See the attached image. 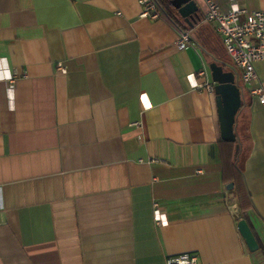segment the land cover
Masks as SVG:
<instances>
[{
	"label": "crops",
	"instance_id": "1",
	"mask_svg": "<svg viewBox=\"0 0 264 264\" xmlns=\"http://www.w3.org/2000/svg\"><path fill=\"white\" fill-rule=\"evenodd\" d=\"M195 1L189 26L171 3L174 22L160 8L140 16L138 0H0V71L14 76L12 87L0 77V264H166L180 253L264 264V105L251 93L264 88V61L242 85L235 125L250 251L222 179L214 90L194 86L212 83L210 62L231 67ZM214 1L225 11L231 0Z\"/></svg>",
	"mask_w": 264,
	"mask_h": 264
},
{
	"label": "built area",
	"instance_id": "2",
	"mask_svg": "<svg viewBox=\"0 0 264 264\" xmlns=\"http://www.w3.org/2000/svg\"><path fill=\"white\" fill-rule=\"evenodd\" d=\"M142 9L140 16L158 18L159 10L154 0H138ZM203 18L210 23L220 36L230 67L240 87L250 84L256 79L254 61H264V6L257 9L240 7L236 0H231L227 10H221L214 0L204 1ZM190 41L186 30L181 31L177 44L183 47ZM56 69L61 73L66 72L63 62L56 63ZM198 76L204 77L205 70H199ZM0 77L6 81L9 87L14 84V76L8 69L0 71ZM194 77V76H193ZM194 86L204 87L213 91V83L194 80ZM251 93L258 96L260 103L264 105V88L261 85L251 89ZM133 124L139 125L140 121ZM156 159L151 158L150 161ZM153 219L157 224L167 221L166 214L161 211L157 202L153 203ZM166 264H196L197 257L194 253H180L169 255L165 258Z\"/></svg>",
	"mask_w": 264,
	"mask_h": 264
},
{
	"label": "water",
	"instance_id": "3",
	"mask_svg": "<svg viewBox=\"0 0 264 264\" xmlns=\"http://www.w3.org/2000/svg\"><path fill=\"white\" fill-rule=\"evenodd\" d=\"M170 3L177 10L183 20L193 26L198 19L197 3L195 0H171ZM211 80L215 94L218 113L220 138L227 141H237L235 130L236 116L242 104V90L232 70H224L223 65L216 61L209 63ZM240 144H236V154ZM232 183L227 184L231 188ZM237 228L250 251L258 249L256 237L245 218L237 221Z\"/></svg>",
	"mask_w": 264,
	"mask_h": 264
},
{
	"label": "trees",
	"instance_id": "4",
	"mask_svg": "<svg viewBox=\"0 0 264 264\" xmlns=\"http://www.w3.org/2000/svg\"><path fill=\"white\" fill-rule=\"evenodd\" d=\"M170 1L171 0H154L158 10L160 8L169 17V19L174 22V16L168 11V5L170 4ZM176 25L180 29V31H184L187 28L186 26L182 27L179 23H176ZM236 135L237 141H219L218 155L222 162V179L225 185L230 182L232 183V187L226 190L230 194L232 201L236 203L237 208L241 213L239 217L240 219L244 217V212L250 209L253 203L242 173V158L244 144L237 132ZM237 142H239L240 147L236 154L235 152Z\"/></svg>",
	"mask_w": 264,
	"mask_h": 264
}]
</instances>
